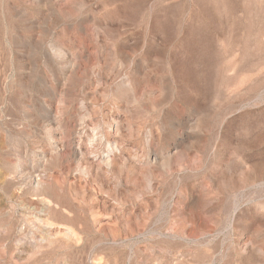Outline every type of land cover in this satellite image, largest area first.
Masks as SVG:
<instances>
[{
    "label": "rangeland",
    "instance_id": "1",
    "mask_svg": "<svg viewBox=\"0 0 264 264\" xmlns=\"http://www.w3.org/2000/svg\"><path fill=\"white\" fill-rule=\"evenodd\" d=\"M0 264H264V0H0Z\"/></svg>",
    "mask_w": 264,
    "mask_h": 264
}]
</instances>
